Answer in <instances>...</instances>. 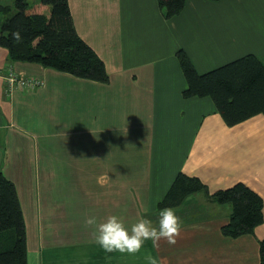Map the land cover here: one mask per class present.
<instances>
[{
	"label": "crops",
	"instance_id": "1",
	"mask_svg": "<svg viewBox=\"0 0 264 264\" xmlns=\"http://www.w3.org/2000/svg\"><path fill=\"white\" fill-rule=\"evenodd\" d=\"M68 2L108 82L15 61L0 46V171L23 209L27 264H147L149 254L162 264H261L264 221L252 234L224 235L232 205L211 194L243 181L264 200V114L227 125L211 97H184L177 51L199 73L249 53L264 59V0H186L171 18L159 0ZM11 70L43 84L10 87ZM179 172L209 193L174 207L183 221L175 243L148 240L130 254L94 242L88 216L157 223Z\"/></svg>",
	"mask_w": 264,
	"mask_h": 264
},
{
	"label": "trees",
	"instance_id": "2",
	"mask_svg": "<svg viewBox=\"0 0 264 264\" xmlns=\"http://www.w3.org/2000/svg\"><path fill=\"white\" fill-rule=\"evenodd\" d=\"M186 0H159L166 18L179 14ZM42 5L49 6L48 13ZM23 36L15 42L12 32ZM0 46L11 59L39 63L81 78L108 82L105 62L78 34L68 0H14L0 2ZM177 57L187 80L183 96H209L227 125H235L259 113L264 114V59L253 53L243 55L204 73H199L183 49ZM206 191L196 175L179 172L159 209L177 207L189 195ZM211 196L219 203H231L232 214L221 229L224 235L252 234L264 221L263 197L248 184L238 181L216 190ZM260 261L264 264V237L259 241ZM27 231L23 209L14 182L0 171V264H27Z\"/></svg>",
	"mask_w": 264,
	"mask_h": 264
},
{
	"label": "clouds",
	"instance_id": "3",
	"mask_svg": "<svg viewBox=\"0 0 264 264\" xmlns=\"http://www.w3.org/2000/svg\"><path fill=\"white\" fill-rule=\"evenodd\" d=\"M11 35L15 42L23 40L19 29L13 31ZM85 223L92 226L94 242L105 252L119 251L130 254L140 252L148 240H151L154 246L158 245L161 238H166L169 243H175L183 226L181 216L171 206H165L159 210L157 223H154L149 216H142L129 226L125 219L117 213H113L103 220L95 215L88 216ZM145 259L147 264H162L161 258L156 255L149 254Z\"/></svg>",
	"mask_w": 264,
	"mask_h": 264
},
{
	"label": "built area",
	"instance_id": "4",
	"mask_svg": "<svg viewBox=\"0 0 264 264\" xmlns=\"http://www.w3.org/2000/svg\"><path fill=\"white\" fill-rule=\"evenodd\" d=\"M7 82L10 87L15 84L29 90L36 89L43 84V80L36 77H25L14 74L11 70L7 76Z\"/></svg>",
	"mask_w": 264,
	"mask_h": 264
},
{
	"label": "rangeland",
	"instance_id": "5",
	"mask_svg": "<svg viewBox=\"0 0 264 264\" xmlns=\"http://www.w3.org/2000/svg\"><path fill=\"white\" fill-rule=\"evenodd\" d=\"M30 3H34V0H28ZM4 4H12L14 6V0H3Z\"/></svg>",
	"mask_w": 264,
	"mask_h": 264
}]
</instances>
